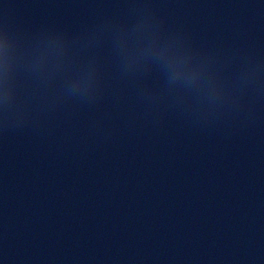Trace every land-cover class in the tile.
I'll return each mask as SVG.
<instances>
[{
  "label": "water",
  "instance_id": "obj_1",
  "mask_svg": "<svg viewBox=\"0 0 264 264\" xmlns=\"http://www.w3.org/2000/svg\"><path fill=\"white\" fill-rule=\"evenodd\" d=\"M0 264H264V0H0Z\"/></svg>",
  "mask_w": 264,
  "mask_h": 264
}]
</instances>
